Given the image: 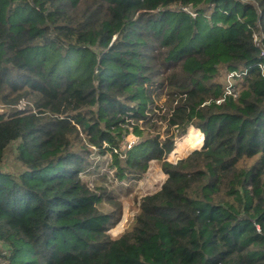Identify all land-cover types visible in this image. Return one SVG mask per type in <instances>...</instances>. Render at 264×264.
Returning <instances> with one entry per match:
<instances>
[{
    "label": "trees",
    "instance_id": "1",
    "mask_svg": "<svg viewBox=\"0 0 264 264\" xmlns=\"http://www.w3.org/2000/svg\"><path fill=\"white\" fill-rule=\"evenodd\" d=\"M262 49L264 0H0V164L16 142L23 167L0 169L1 264H264ZM92 146L167 175L115 238Z\"/></svg>",
    "mask_w": 264,
    "mask_h": 264
},
{
    "label": "rangeland",
    "instance_id": "2",
    "mask_svg": "<svg viewBox=\"0 0 264 264\" xmlns=\"http://www.w3.org/2000/svg\"><path fill=\"white\" fill-rule=\"evenodd\" d=\"M228 75L225 80L227 84ZM231 82L234 85V78ZM24 91L27 92V95L21 100V104L25 103V106L27 104H33L41 96L38 92H33L30 89H25ZM7 93H10L13 97L16 96V93H11L10 90L5 89L3 94ZM7 106L8 104L0 97V111L6 109ZM193 128L194 129L190 127L187 134L183 138L177 140L175 147L176 151L173 154L174 149L168 155V160L175 163L179 159L186 157L193 150L201 147L202 134L196 130L198 128ZM123 139L122 148L124 149L125 147H129L130 144L135 143L138 137L133 133L132 129H130L128 133L123 132ZM15 146L16 142H12L5 152L4 160L0 164V169L3 172H15L18 169H23L22 166L14 161ZM91 149L93 150L91 153L93 165L87 172L83 173V178L89 183L90 187L97 192L105 190L108 193V196H104V198L100 199L98 202V208L102 212H120V215L109 232L111 237L115 238L131 226L141 198L159 191L167 175L164 173L161 165L153 161L148 171L140 178L119 180L114 175V169L111 166L112 156L110 152L105 154L99 153L98 149L93 146ZM114 203L117 204L114 205Z\"/></svg>",
    "mask_w": 264,
    "mask_h": 264
},
{
    "label": "built area",
    "instance_id": "3",
    "mask_svg": "<svg viewBox=\"0 0 264 264\" xmlns=\"http://www.w3.org/2000/svg\"><path fill=\"white\" fill-rule=\"evenodd\" d=\"M257 35H255V39L257 40ZM261 54L264 55V49L261 50ZM262 69V71L264 72V63H261L259 65ZM236 75H239L238 73L236 72H231L229 75H228V84L226 86V89H227V93L229 94H232L234 93V86H233V83L231 82V80L236 76ZM131 146V144L129 145Z\"/></svg>",
    "mask_w": 264,
    "mask_h": 264
},
{
    "label": "bare ground",
    "instance_id": "4",
    "mask_svg": "<svg viewBox=\"0 0 264 264\" xmlns=\"http://www.w3.org/2000/svg\"><path fill=\"white\" fill-rule=\"evenodd\" d=\"M164 177V176H163Z\"/></svg>",
    "mask_w": 264,
    "mask_h": 264
}]
</instances>
